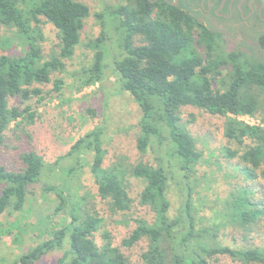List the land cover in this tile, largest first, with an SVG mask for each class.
<instances>
[{"label":"trees","instance_id":"obj_1","mask_svg":"<svg viewBox=\"0 0 264 264\" xmlns=\"http://www.w3.org/2000/svg\"><path fill=\"white\" fill-rule=\"evenodd\" d=\"M182 1L174 4V0H126L114 7L105 4L120 49L113 58V70L120 90L128 92L140 110L136 146L141 152L154 146L156 162L126 167L119 159L103 166L101 125L78 137L66 155L57 159L65 156L74 159V165L67 170L69 176L88 165L97 193L111 214L123 216L131 209L133 199L128 192L127 177L140 179L144 185L138 195L139 203L148 208L149 217L134 218L129 234L116 244L104 228L103 217L85 210L80 203L74 204L71 194H67L71 192H65L64 188L46 185L45 191H54L59 201L55 212L71 205L68 218L49 238L13 257L0 256V264H37L56 251L59 254L55 264H131L121 245L129 248L141 241L144 242L141 264H214L219 256L242 264H264V246L220 245L215 241L214 229L197 227L190 181L203 153L181 123L183 106L224 118L223 136L243 148H225V156L235 160V170L246 181L263 186L264 58L246 55L239 49L225 55L216 52L215 40L221 38V33L200 20L204 15L200 0L194 6H184ZM21 2L0 0V24L13 28L15 36L24 42L18 54L0 53V146L12 122H32L36 117L29 104L10 106V97L17 98L20 104L32 97L41 101L42 90L34 83H51L56 93L64 87L65 80L57 73L65 69L66 61L73 56L90 14L89 6L77 0H30L23 7ZM212 15L216 16L214 12ZM95 16L102 20L101 31L87 42L94 49L92 63L73 74L69 85L75 92L101 82L104 77V47L109 36L102 12ZM263 16L255 14L264 30ZM40 17L52 26L59 40L57 52L47 59L39 43L43 39ZM195 39L205 46V53L194 48ZM257 40L264 53V32L258 34ZM223 69H227L224 75ZM215 80L222 87L214 88ZM244 115L258 118L262 124H248L239 119ZM20 160L19 169L0 164L1 235L8 230L1 228L2 215L23 208L28 187L40 180L48 166L34 151L21 153ZM176 179L184 186L181 187L184 198L171 212L168 195L171 182ZM226 205L231 220L240 221L244 229L264 215V200L255 199L247 184L231 191ZM96 233H100L101 242L97 241Z\"/></svg>","mask_w":264,"mask_h":264},{"label":"rangeland","instance_id":"obj_2","mask_svg":"<svg viewBox=\"0 0 264 264\" xmlns=\"http://www.w3.org/2000/svg\"><path fill=\"white\" fill-rule=\"evenodd\" d=\"M23 7L26 1L22 0ZM36 1V0H31ZM84 2L90 8V14L85 20L81 30L80 43L77 45L73 56L66 61L65 69L57 73L65 80V85L59 93L52 91V84H38L33 86L41 88L43 99L37 101L35 97L20 104L18 99L10 97V106H24L29 104L36 111V117L31 122L27 120L20 124L11 123L5 132V138L0 146V164L8 169L22 167L20 154L26 151H34L42 156L48 164L40 180L28 187L25 205L21 210L13 213H4L1 217L3 233L0 229V256L13 257L16 254L34 246L41 240L50 237L54 229L59 228L64 219L69 216V208L55 212L58 199L54 191H45L46 185L64 188L65 192H71L74 204L80 203L89 212H96L104 219V228L110 233L112 241L120 244L133 227V219L136 217H149L151 214L146 206L139 203V192L144 182L138 178L128 176L127 187L133 203L131 209L123 216L120 213L111 214L105 201L98 195L97 186L94 183L88 165L73 176L67 174L69 167L74 165V159L65 156L71 144L86 131L95 125H101L104 129L102 148L104 152L103 166L111 164L119 159L126 167H131L139 162L155 163L157 152L155 147H149L145 152L139 151L136 146V138L139 133L138 119L140 110L131 95L119 88L116 74L113 70V58L120 52L116 41V30L112 16L105 11V4L110 7L126 3V0H77ZM198 0H184L180 3L186 6L197 5ZM227 2V1H226ZM221 2L217 12L204 14V21L212 30L221 33V38L215 40V51L221 55L226 52L239 49L246 55L264 58V53L259 49L258 34L264 32L263 27L256 20L255 14H264L257 11L264 5L251 0L254 11L245 7L244 0L242 11L236 10V3ZM217 3H212V11L217 8ZM206 6V5H205ZM104 15L105 30L108 39L104 57V77L101 82L84 87L75 92L69 85L73 74L92 63L94 49L88 46L90 39H95L101 31V21L95 13ZM231 12V13H230ZM213 13V12H212ZM223 17V18H221ZM39 27L43 32V39L39 41L42 55L45 59L57 52L58 37L52 26L42 17ZM44 21V23H43ZM14 29L0 24V53L18 54L23 43L17 38ZM137 41V38H134ZM10 40V41H9ZM194 48L205 53V46L194 41ZM227 70V69H226ZM225 69L222 70L224 75ZM214 88L222 87L216 80ZM239 119L248 124H262L259 119L252 116H240ZM181 123L190 131L197 148L202 150L203 156L195 166V172L190 184L193 187L192 199L195 207V219L197 227H208L216 232L215 241L220 245H229L233 248L246 246H264V215H261L255 223L247 229L242 223L234 222L229 215L230 210L226 205L230 192L235 191L240 185H248L254 191V197L264 200V185L246 181L243 175L235 168V160L225 156V148L241 149L236 142L227 141L223 136L224 118L211 115L202 109L193 106L181 108ZM247 143L251 141L246 140ZM243 149V148H242ZM179 175V171L177 172ZM178 179L171 182V212L179 206L184 198L181 190L182 184ZM96 239L101 242L100 233H96ZM144 242L141 241L129 248L121 245L124 253L131 260V264L140 263V253ZM59 253L53 252L46 255L37 264H55V258ZM214 264H242L227 256H219ZM254 264V263H250Z\"/></svg>","mask_w":264,"mask_h":264},{"label":"flooded vegetation","instance_id":"obj_3","mask_svg":"<svg viewBox=\"0 0 264 264\" xmlns=\"http://www.w3.org/2000/svg\"><path fill=\"white\" fill-rule=\"evenodd\" d=\"M222 1H223L222 6L225 4L226 1H227L226 2L227 5H229L231 3L232 6H233V3L235 2L236 3L235 7H236L237 11L241 12L242 11L241 9H243L242 5H243L244 0H218V1L217 0H200V5L204 9V14H210L212 12V5L211 4L212 3L215 4L216 2H218L217 3V8L213 10V12L214 11L217 12V9L219 8V6H220ZM246 1H247L246 5L249 7V11L252 10V12H253L254 11V7L251 5V0H246ZM261 5H264V2L261 3ZM262 8H264V7L261 6L259 8V10H257V11L261 12ZM259 15H261V13ZM262 18L264 19V16Z\"/></svg>","mask_w":264,"mask_h":264},{"label":"water","instance_id":"obj_4","mask_svg":"<svg viewBox=\"0 0 264 264\" xmlns=\"http://www.w3.org/2000/svg\"><path fill=\"white\" fill-rule=\"evenodd\" d=\"M176 2H177V0H174V2H173V3H174V4H176Z\"/></svg>","mask_w":264,"mask_h":264}]
</instances>
